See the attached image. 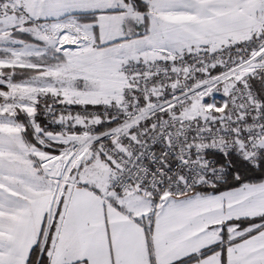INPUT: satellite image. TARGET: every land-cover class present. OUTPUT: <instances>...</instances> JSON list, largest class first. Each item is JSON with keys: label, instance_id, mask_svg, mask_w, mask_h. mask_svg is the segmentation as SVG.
I'll use <instances>...</instances> for the list:
<instances>
[{"label": "snow or ice", "instance_id": "6c2138e0", "mask_svg": "<svg viewBox=\"0 0 264 264\" xmlns=\"http://www.w3.org/2000/svg\"><path fill=\"white\" fill-rule=\"evenodd\" d=\"M0 264H264V0H0Z\"/></svg>", "mask_w": 264, "mask_h": 264}]
</instances>
